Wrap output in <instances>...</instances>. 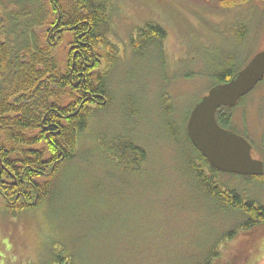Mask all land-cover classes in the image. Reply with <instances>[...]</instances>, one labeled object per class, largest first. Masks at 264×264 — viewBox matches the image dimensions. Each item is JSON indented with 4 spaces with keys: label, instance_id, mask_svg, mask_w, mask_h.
<instances>
[{
    "label": "rangeland",
    "instance_id": "obj_1",
    "mask_svg": "<svg viewBox=\"0 0 264 264\" xmlns=\"http://www.w3.org/2000/svg\"><path fill=\"white\" fill-rule=\"evenodd\" d=\"M237 1L110 0L115 101L90 120L78 156L61 164L40 205L10 215L0 202V264H50L54 255L75 264H197L220 239L216 264H264V224L237 228L239 214L211 200L186 166L194 149L185 123L213 87L208 70L229 57L245 66L264 49V0ZM149 23L166 32L164 57L153 46L135 52L131 45ZM241 25L247 35L238 42ZM233 112L264 162V79ZM116 135L145 148L141 169L102 148ZM219 180L264 204V182L225 172Z\"/></svg>",
    "mask_w": 264,
    "mask_h": 264
},
{
    "label": "trees",
    "instance_id": "obj_2",
    "mask_svg": "<svg viewBox=\"0 0 264 264\" xmlns=\"http://www.w3.org/2000/svg\"><path fill=\"white\" fill-rule=\"evenodd\" d=\"M243 1L247 0L237 2ZM114 9L110 0H0V202L8 214L32 209L50 195L61 164L78 156V144L90 120L115 101L110 77L119 57L117 44L109 36ZM246 35L241 25L235 39L242 42ZM165 38L160 25L149 23L131 38V45L135 52L153 46L164 57ZM62 44L65 49L60 50ZM243 66L238 68L229 57L210 68L213 86L228 81ZM235 106L220 107L217 119L238 133ZM161 107L173 118L171 106L162 103ZM187 120L184 133L194 155L186 166L201 190L220 207L239 214L242 221L237 228L249 230L263 223L264 204L251 198L249 191L219 180L223 172L193 144ZM169 130L174 137L179 134L172 126ZM108 140L110 145L101 146L111 157L141 169L147 159L143 146L130 136ZM244 177L264 182V174ZM235 232L224 235L232 238ZM220 244L222 239L197 264H216ZM50 264L75 263L54 255Z\"/></svg>",
    "mask_w": 264,
    "mask_h": 264
},
{
    "label": "water",
    "instance_id": "obj_3",
    "mask_svg": "<svg viewBox=\"0 0 264 264\" xmlns=\"http://www.w3.org/2000/svg\"><path fill=\"white\" fill-rule=\"evenodd\" d=\"M264 79V49L228 81L213 86L192 108L187 131L193 144L217 170L239 175L264 174V162L252 154L251 142L220 125L217 110L235 106Z\"/></svg>",
    "mask_w": 264,
    "mask_h": 264
},
{
    "label": "flooded vegetation",
    "instance_id": "obj_4",
    "mask_svg": "<svg viewBox=\"0 0 264 264\" xmlns=\"http://www.w3.org/2000/svg\"><path fill=\"white\" fill-rule=\"evenodd\" d=\"M57 32H58V29H56V31L54 32V35H56L57 36ZM76 85V84H75ZM239 134H241V135H243V136H245L244 134V132H238ZM246 137V136H245ZM247 138V137H246ZM249 140V139H248ZM264 224V222L263 223H261V224H259V225H263Z\"/></svg>",
    "mask_w": 264,
    "mask_h": 264
}]
</instances>
